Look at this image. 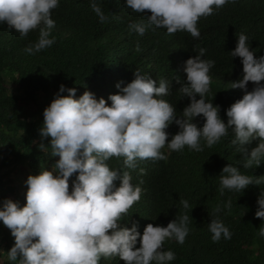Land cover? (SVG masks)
<instances>
[{
  "label": "trees",
  "instance_id": "1",
  "mask_svg": "<svg viewBox=\"0 0 264 264\" xmlns=\"http://www.w3.org/2000/svg\"><path fill=\"white\" fill-rule=\"evenodd\" d=\"M93 0H58L52 10L55 27L49 38L55 39L50 47L29 54L25 51L39 38V29L26 37L0 24V207L11 198L21 207L26 204L29 175H38L43 169H51L59 157L51 156V138H42L44 110L51 104L63 84L76 88L78 99L85 91H91L97 100L104 98L111 105L110 95L120 93L131 83L138 70L141 75L169 84L170 94L162 97L176 108L178 118L191 103L190 97H182L178 88L187 81L186 61L206 52L204 59L213 60L210 69V91L206 101L220 106L221 118L227 123V110L245 95V90L230 88L233 81L244 75L242 59L232 57L238 45V36L248 37V45L257 58L264 56V0H229L213 14L202 17L197 24L199 38L189 32L168 34L165 28L148 26L144 35L130 31L131 23L148 22L150 13H137L126 6V0H95L106 20L101 22L92 10ZM139 46V47H137ZM120 87H117V85ZM255 85L249 82L247 90ZM60 95H68L67 90ZM197 99H200L199 95ZM203 127L205 118L198 116L193 121ZM173 122L167 129L169 140L179 131ZM234 134H229L207 147L201 140L203 151L196 152L187 146L182 151L167 147L161 151L167 160H138L136 169H125L124 158L107 161L113 169L131 173V183L142 189L141 199L129 210L121 227L138 224L143 235L148 224L166 227L169 222L187 214L190 219L189 234L183 244L175 239L164 242L163 250H171L175 259L168 264H264V237L258 235L264 226V218H257L258 199L264 193V184L249 185L242 192L225 189L220 194L222 169L231 164L241 174L264 176V160L251 169L243 167L239 145H232ZM45 144V151L39 147ZM259 139L246 147L258 146ZM11 167L26 172L25 184L19 190L11 176ZM144 169V172H141ZM78 173L70 178V190ZM227 175V174H224ZM120 181H115L117 187ZM187 200L190 207L180 203ZM231 200V209L225 207ZM232 233L231 239L213 242L208 224L213 210ZM15 243L10 229L0 221V256L2 264L8 260V251ZM138 238L136 247H140ZM18 264V262H17ZM99 264H125L119 257L101 258ZM155 264V262H153Z\"/></svg>",
  "mask_w": 264,
  "mask_h": 264
},
{
  "label": "clouds",
  "instance_id": "2",
  "mask_svg": "<svg viewBox=\"0 0 264 264\" xmlns=\"http://www.w3.org/2000/svg\"><path fill=\"white\" fill-rule=\"evenodd\" d=\"M229 0H126V6L137 13H150L147 24L131 23L130 31L144 35L148 26L165 28L168 34L186 31L199 38L197 27L202 17L213 14ZM235 3V0H232ZM58 0H0V24L26 37L39 29L34 45L26 47L29 54L40 52L55 43L50 39L55 27L52 10ZM92 10L101 22L106 16L93 0ZM248 37L238 36V45L232 57L242 59L244 75L233 81L230 88L245 90L242 99L227 110V123L221 118L220 106L207 102L210 91V69L214 61L204 59L206 49L186 61L187 81L178 91L190 97L191 103L178 118L176 108L162 97L170 94L169 84L145 77L137 70L135 79L122 89V94H112L107 100H97L91 91L78 99L76 88L61 85L44 110L42 138H51V156L59 157L51 169L45 168L38 175H29L26 184V204L11 198L0 207V221L10 229L15 243L8 251L13 264H99L101 258L119 257L125 264H168L175 259L171 250L164 251V242L175 239L183 244L189 234L190 219L187 214L176 217L164 226L148 224L141 237L138 224L121 227L132 206L141 199L143 189L134 186L131 173L113 169L107 163L111 158L123 157L125 169H136L138 160H167L161 151L167 147L182 151L185 146L201 152V140L207 147L218 143L222 137L234 134L232 145H239L243 167L251 169L264 160V56L256 57L248 45ZM139 47V46H137ZM249 82L255 87L247 90ZM117 87H120L118 84ZM199 95L200 99H197ZM203 115L205 123L198 127L194 119ZM175 122L179 131L169 140V126ZM259 139L258 146L249 150L246 145ZM45 151V144L39 145ZM144 172V169H141ZM78 173L70 190V178ZM220 194L225 189L242 192L249 185L264 184V176L241 174L231 164L222 169ZM227 174V175H224ZM121 183L116 186L115 181ZM180 203L190 207L187 200ZM257 218H264V193L258 199ZM231 209V200L225 205ZM221 211L219 205L212 216ZM213 242L231 239L229 228L219 219L208 224ZM258 235L264 237V226ZM140 238V247H136Z\"/></svg>",
  "mask_w": 264,
  "mask_h": 264
},
{
  "label": "rangeland",
  "instance_id": "3",
  "mask_svg": "<svg viewBox=\"0 0 264 264\" xmlns=\"http://www.w3.org/2000/svg\"><path fill=\"white\" fill-rule=\"evenodd\" d=\"M2 171H0L1 173ZM26 172H20L19 170L11 167V176L13 178V182L9 181L11 184H14L19 190L21 189V187L24 186L25 184V179H24V175H25ZM0 186H4L6 187L7 184H4L0 182ZM0 190H1V187H0ZM0 252H1V249H0ZM3 259L4 257L3 256H0V264L3 263Z\"/></svg>",
  "mask_w": 264,
  "mask_h": 264
}]
</instances>
